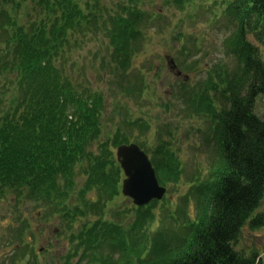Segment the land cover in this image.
<instances>
[{
  "label": "trees",
  "instance_id": "obj_1",
  "mask_svg": "<svg viewBox=\"0 0 264 264\" xmlns=\"http://www.w3.org/2000/svg\"><path fill=\"white\" fill-rule=\"evenodd\" d=\"M103 1L0 0V202L14 196V219L0 237L13 246L11 264H39L28 244L36 241L33 215L42 224L59 220L58 236L69 235L58 264H264V256L235 248L246 225L264 229V120L255 113L264 98V0H129L117 8ZM157 1L178 11L197 2L223 8L221 16L235 28L224 42L235 68L216 64L204 81L178 91L185 118L213 121L218 160L208 172L185 175L171 144L160 140L152 162L160 183L178 191V204L120 208L107 221L123 173L109 144H100L97 155L87 152L102 130L105 97L81 94L65 67L75 46L78 51L92 36L106 44L103 68L127 79L120 94L141 96L144 77L127 72L158 15L145 7ZM114 139L113 146L129 142L120 131ZM76 168L85 174L80 189ZM182 181L188 192L180 196ZM29 202L33 209L21 211ZM57 261L56 255L52 264Z\"/></svg>",
  "mask_w": 264,
  "mask_h": 264
},
{
  "label": "rangeland",
  "instance_id": "obj_2",
  "mask_svg": "<svg viewBox=\"0 0 264 264\" xmlns=\"http://www.w3.org/2000/svg\"><path fill=\"white\" fill-rule=\"evenodd\" d=\"M128 1L106 0L103 1V6L117 8L119 4L128 3ZM197 6H200L199 2L195 7L186 11H178L164 7L160 1H157L153 5L145 7L151 16L158 15L152 21L153 27L149 30V42H147L144 51L136 58L134 68L131 70V74H135L139 71L138 69L143 71V68H147L145 75L149 91L146 92L145 98L128 99L120 94L121 89L117 88L121 80L106 73L107 70L102 68L99 62L101 55L107 52L106 44L92 36L80 42L82 47L78 51H76L78 46H75L74 56L66 68L72 72L74 80L82 88L89 89L93 94H104L107 98L108 106H106L105 118L102 120V142L107 141L120 129L131 140L144 141L147 149L149 148L148 150L152 152L162 133V139L166 141H169L171 137L170 142L179 151L180 154L177 153L183 162L185 175L188 176L197 174L198 170H202V173L206 172L207 167L210 169L211 164L215 161V145L213 143L209 146L206 144V139L210 138L215 125L211 118L183 117L185 106L180 102L178 95L182 80L169 71L165 57L171 56L177 64L183 66L182 71L189 76L190 81L187 88L204 81L208 77L207 72L216 64H224L232 69L236 66V61L227 54L224 48L225 40L234 33L235 28L221 16L223 8L216 11L215 8H209L207 5L201 8ZM198 64L199 66L196 67ZM157 67L161 72L159 76L155 77L153 70ZM255 113L264 120L263 97L257 99ZM139 120L149 123L150 131L148 133L140 131L133 125ZM169 130L173 132V135H167ZM96 147L97 142H92L88 146L87 152H95ZM77 172L80 171L77 170ZM183 183L182 181L180 196L188 192ZM178 196V193L175 192L168 194V198L177 204ZM12 197L10 194L8 199L0 202V235L7 232L5 228L14 219L13 208H9L14 199L13 195ZM33 207L34 203L29 202L26 207L22 206L20 210L24 212L26 209H33ZM108 208L105 218L112 219V215L117 209H133L135 206L130 199L122 196ZM92 214V220L99 216L96 212ZM129 216L131 214L128 215V218L123 219L124 225L131 221ZM163 217L162 214L160 218ZM41 223L42 221L37 219L36 215L32 216L36 249L48 247L47 245L50 244L48 251L52 252L41 257L40 263H49L51 257L56 253L60 257L64 256L63 253H67L69 235L53 237L49 234V230H54L58 224L56 222L46 223V225ZM79 225L80 222L75 221L72 224L74 228L72 231H76ZM0 240H2L1 237ZM11 248H13L12 245L4 244L3 240L0 241V264L2 262L11 264ZM235 248L237 251L245 253L246 256L258 252L263 257L264 229H252L246 225L242 229Z\"/></svg>",
  "mask_w": 264,
  "mask_h": 264
},
{
  "label": "water",
  "instance_id": "obj_3",
  "mask_svg": "<svg viewBox=\"0 0 264 264\" xmlns=\"http://www.w3.org/2000/svg\"><path fill=\"white\" fill-rule=\"evenodd\" d=\"M168 61L172 70L181 76L174 60L168 58ZM117 155L127 176L123 186L124 196L133 199L138 207L146 206L154 200L161 201L164 198L166 188L159 185L148 156L137 145L122 146L118 149Z\"/></svg>",
  "mask_w": 264,
  "mask_h": 264
}]
</instances>
